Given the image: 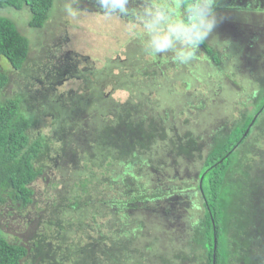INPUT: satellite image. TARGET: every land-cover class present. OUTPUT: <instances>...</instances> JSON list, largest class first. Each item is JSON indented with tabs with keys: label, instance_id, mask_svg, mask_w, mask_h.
<instances>
[{
	"label": "rangeland",
	"instance_id": "374dc122",
	"mask_svg": "<svg viewBox=\"0 0 264 264\" xmlns=\"http://www.w3.org/2000/svg\"><path fill=\"white\" fill-rule=\"evenodd\" d=\"M213 15L205 42L219 64L202 45L178 64L150 55L141 25L94 0H55L42 29L29 27L28 6L0 9L30 41L21 70L3 64L2 100L21 97L31 140L51 154L37 162L33 203L0 212V231L29 251L22 264H207L200 175L249 117L257 123L238 152L258 150L247 170L261 184L247 182L230 207L228 264H264V0H214Z\"/></svg>",
	"mask_w": 264,
	"mask_h": 264
},
{
	"label": "trees",
	"instance_id": "16d2710c",
	"mask_svg": "<svg viewBox=\"0 0 264 264\" xmlns=\"http://www.w3.org/2000/svg\"><path fill=\"white\" fill-rule=\"evenodd\" d=\"M54 5L55 0H0V9L11 7L21 10L28 6L31 13L29 27L35 29L44 28ZM202 46L216 62L217 56L213 49L205 41ZM29 51V38L20 32L13 20L0 16V212L9 200L22 207L33 203L34 190L31 186L43 172L37 162L50 154L44 139L31 140L30 130L36 120L23 110L21 97L2 100L3 90L9 83V76L3 70V64L7 63L19 71L24 67ZM2 59H6V62ZM145 90L147 91L146 88L141 90L144 99L142 96L136 97L138 100L143 99L144 103L148 100ZM152 91L153 89H150L149 94L152 95ZM263 109L264 100L260 102L256 114L263 112ZM252 120L253 117H249L243 125L236 126L223 140L214 144L200 175L199 192L203 198L205 215L201 227L197 230V240L206 251L207 264H228L232 256L231 251H228L230 241L227 236V227L233 215L230 207L237 199L245 201L242 191L248 189L247 182L253 186L261 184L258 180L260 177L250 178L247 170L249 162L251 163L258 150L253 153L244 151L245 158H240L241 152H238L239 145L244 143L246 136L253 131ZM242 164H246V167L243 168ZM260 168L256 174L264 172ZM232 172L236 176H231ZM245 207L242 206L243 209ZM255 216H259L258 210ZM28 255L29 251L24 245L10 242L0 231V264H22Z\"/></svg>",
	"mask_w": 264,
	"mask_h": 264
},
{
	"label": "clouds",
	"instance_id": "9594fccd",
	"mask_svg": "<svg viewBox=\"0 0 264 264\" xmlns=\"http://www.w3.org/2000/svg\"><path fill=\"white\" fill-rule=\"evenodd\" d=\"M94 3L105 16L131 17L143 28L146 51L152 56L171 53L172 61L178 64L195 60L216 26L214 0H138V8L129 7L132 0ZM65 11L75 18L70 6L65 5Z\"/></svg>",
	"mask_w": 264,
	"mask_h": 264
},
{
	"label": "flooded vegetation",
	"instance_id": "af4514ba",
	"mask_svg": "<svg viewBox=\"0 0 264 264\" xmlns=\"http://www.w3.org/2000/svg\"><path fill=\"white\" fill-rule=\"evenodd\" d=\"M254 119V118H253ZM254 122V123H253ZM255 122H256V120L254 119V121L252 120V122H251V128H253L254 126H255ZM248 133V132H247ZM247 135V134H246Z\"/></svg>",
	"mask_w": 264,
	"mask_h": 264
}]
</instances>
